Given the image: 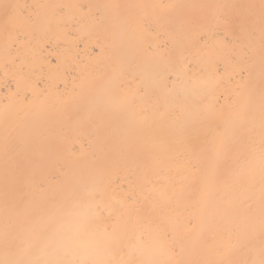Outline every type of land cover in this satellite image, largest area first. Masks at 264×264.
Segmentation results:
<instances>
[{"label":"bare ground","instance_id":"1","mask_svg":"<svg viewBox=\"0 0 264 264\" xmlns=\"http://www.w3.org/2000/svg\"><path fill=\"white\" fill-rule=\"evenodd\" d=\"M264 0H0V264H261Z\"/></svg>","mask_w":264,"mask_h":264},{"label":"snow or ice","instance_id":"2","mask_svg":"<svg viewBox=\"0 0 264 264\" xmlns=\"http://www.w3.org/2000/svg\"><path fill=\"white\" fill-rule=\"evenodd\" d=\"M261 264H264V261H261Z\"/></svg>","mask_w":264,"mask_h":264}]
</instances>
